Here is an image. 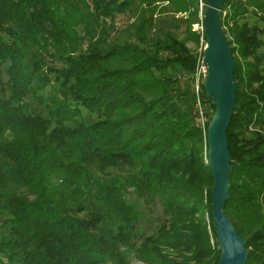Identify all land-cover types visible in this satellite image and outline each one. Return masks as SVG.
<instances>
[{"label":"trees","instance_id":"16d2710c","mask_svg":"<svg viewBox=\"0 0 264 264\" xmlns=\"http://www.w3.org/2000/svg\"><path fill=\"white\" fill-rule=\"evenodd\" d=\"M198 12V0H0V264L218 263L193 90L203 48L187 46ZM119 16L133 21L118 30ZM219 25L236 86L224 213L246 264H264V0H224ZM156 196L168 226L143 236L139 199Z\"/></svg>","mask_w":264,"mask_h":264},{"label":"water","instance_id":"95a60500","mask_svg":"<svg viewBox=\"0 0 264 264\" xmlns=\"http://www.w3.org/2000/svg\"><path fill=\"white\" fill-rule=\"evenodd\" d=\"M223 3L224 0H204L202 18L205 34V46L201 56V64L205 68L202 89L213 106L206 129L207 165L212 177L211 215L219 251L217 264H246V243L237 235L224 213L232 169L226 132L236 109V86L232 51L219 25Z\"/></svg>","mask_w":264,"mask_h":264},{"label":"rangeland","instance_id":"374dc122","mask_svg":"<svg viewBox=\"0 0 264 264\" xmlns=\"http://www.w3.org/2000/svg\"><path fill=\"white\" fill-rule=\"evenodd\" d=\"M203 6L204 4L198 0V17L201 20L202 19V10H203ZM162 6H159V8L156 9L155 12V16H154V20L160 21V9ZM176 18H183V15H177L175 16ZM133 20L132 19H128L126 16H119L116 19V25H117V29L120 30L123 26H125L126 24H131ZM192 31L196 32L199 36V44L196 45L194 41H188L187 46L196 54H199L202 50L203 44H202V38H201V34L203 33V26H202V20L199 24H195L192 26ZM184 32V27H181L177 32L176 35L178 36V38L180 40H184L185 35L183 34ZM0 78L3 81L7 80V76L5 74V66L0 64ZM208 116V115H207ZM139 204L142 207V218L140 221V232L143 236H149L153 233H156L158 231V229L160 228V226L162 225H167L165 223V220H168L167 216L164 214L163 211V207L161 205V203L159 202L157 196L152 198V199H139ZM229 219L233 220L232 215L230 213H227ZM168 226V225H167ZM6 229H0V232L3 233V235L5 236L7 234ZM131 264H141L138 263L137 261L133 260L131 261Z\"/></svg>","mask_w":264,"mask_h":264},{"label":"built area","instance_id":"2783aa9c","mask_svg":"<svg viewBox=\"0 0 264 264\" xmlns=\"http://www.w3.org/2000/svg\"><path fill=\"white\" fill-rule=\"evenodd\" d=\"M204 78H205V68L202 66L200 61L197 65V69L193 77V90L195 95L196 123L197 126L203 131L205 130L206 124L209 122L207 117L208 110L204 105V99L201 94L202 83Z\"/></svg>","mask_w":264,"mask_h":264}]
</instances>
